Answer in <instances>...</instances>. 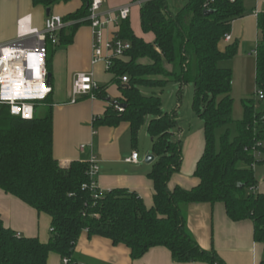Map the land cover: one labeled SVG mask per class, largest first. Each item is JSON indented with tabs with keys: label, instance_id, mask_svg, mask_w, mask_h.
<instances>
[{
	"label": "trees",
	"instance_id": "trees-1",
	"mask_svg": "<svg viewBox=\"0 0 264 264\" xmlns=\"http://www.w3.org/2000/svg\"><path fill=\"white\" fill-rule=\"evenodd\" d=\"M71 1L33 3L52 10ZM92 2L82 0L78 11L63 18L72 25L62 31L59 44L67 47L77 30L89 25ZM207 2L186 0L175 13L169 0H145L140 10L141 29L154 37L153 42L138 37L129 19L121 22L117 37L130 43L131 49L113 60L109 72L117 82L127 77L128 86L122 87L123 98L93 122L95 128L129 123L136 135L151 118L148 132L156 157L149 175L155 190L152 208L137 193L123 189L100 192L96 199L88 162L61 167L53 150L52 106L48 105L45 115L37 114L50 97L36 106L32 120L13 116L9 107L0 106V189L52 220L51 237L44 244L37 238L20 237L0 219V264H48L51 254L59 255L62 264L65 259L68 264H78L75 250L84 232L90 238L103 237L114 245L127 246L133 260L164 247L179 263L225 264L216 251L203 250L186 228L187 209L203 204H223L233 222L252 221L254 241L264 245V194L257 192L254 171L263 162L259 156H264V100L243 101L244 119L234 121L232 72L219 66L238 53L236 44L225 52L220 45L232 23L244 16V0H215L206 9ZM207 11L212 14L206 16ZM258 28L257 84L264 94V13L258 15ZM52 48L49 45V74ZM171 82L194 85L193 108L204 124L205 150L194 173L199 184L191 190L169 186L183 163V142L173 135L179 128L176 114L164 113L161 98L143 91L163 90ZM221 130L224 133L218 144Z\"/></svg>",
	"mask_w": 264,
	"mask_h": 264
},
{
	"label": "crops",
	"instance_id": "crops-1",
	"mask_svg": "<svg viewBox=\"0 0 264 264\" xmlns=\"http://www.w3.org/2000/svg\"><path fill=\"white\" fill-rule=\"evenodd\" d=\"M135 1L104 0L101 14L109 17L111 13L131 6L129 20L133 15L139 28L136 33L131 26L133 32L147 42H153L152 35H144L142 32L141 5H134ZM82 4V0H72L68 4L55 6L51 14L65 18L78 11ZM244 8V16L232 23L231 32L227 35L231 40L227 41L225 38L220 45L221 51L225 52L229 46L236 44L238 53L233 59L222 61L219 65L223 69L231 70L232 97L241 99L242 105L243 101L256 97L259 91L257 49L261 33L258 28V15L264 13V0H244ZM47 17V9L35 7L33 0H0V46L11 44L18 39L21 33V20L26 19L25 26L31 25L33 28L43 30ZM120 25L121 23L118 26L114 24L106 26L103 29L104 41L117 38ZM94 45L93 29L90 25H83L77 30L70 45L65 47L59 44L52 48L53 93L47 104L40 107L43 109L42 116L45 115L48 105L53 109L55 159L61 167L68 169L74 162L87 163L95 158L99 166V173L96 176L99 191L123 189L137 193L146 207L152 208L155 190L149 175L156 157L152 146L149 151L147 148L148 140L151 138L148 132L151 118L136 135L130 124L125 122L117 127H94V120L102 118L110 107L121 100L122 87L128 86V83L117 82L114 79L105 62L93 64ZM80 73L92 74L97 89L93 97L84 96L76 103H72L74 80ZM173 135L174 139L178 135L183 142V163L181 172L173 176L169 186L171 189L181 187L191 190L199 184L194 173L205 150L204 124L201 129L195 131L191 128L188 133L179 128L177 134L175 129ZM82 146H85L84 150L81 149ZM134 152L139 155L138 161L129 163L128 160ZM150 155L154 156L155 160L152 164H147L145 158ZM259 160L263 162L254 167L259 183L257 192L264 194V156ZM186 215L188 232L203 250L216 251L225 264H264V245L255 243L252 221L237 223L231 221L225 206L220 203L191 205ZM0 219L5 227L20 237L37 238L44 244L50 240L52 225L50 216L39 214L20 199L6 194L1 189ZM75 252L78 264H205L179 263L164 247L153 248L141 259L133 260L127 246L114 245L111 240L103 237L90 238L87 232L81 235ZM48 264H62V259L57 254H51Z\"/></svg>",
	"mask_w": 264,
	"mask_h": 264
},
{
	"label": "built area",
	"instance_id": "built-area-1",
	"mask_svg": "<svg viewBox=\"0 0 264 264\" xmlns=\"http://www.w3.org/2000/svg\"><path fill=\"white\" fill-rule=\"evenodd\" d=\"M215 0H208L205 8ZM235 1V0H232ZM145 0H136L134 5H142ZM104 0H93L90 15L87 18L95 36V53L93 64L106 63L109 70L113 66V60L123 57L124 53L131 49L130 43L113 38L104 41L103 29L108 25H119L122 21L129 19L131 6L113 12L109 17L101 14ZM25 20L20 21L21 33L18 39L8 45L0 46V106L10 108L13 116L25 120H32L36 114V106L46 101L53 93L52 86H48V51L49 45H59L60 34L72 23H66L62 17L50 15L45 21L43 30L25 26ZM231 40L230 36L226 37ZM106 51V53H105ZM122 83L127 84L128 78L124 77ZM97 89L92 74L80 73L76 75L72 89V103L84 96H94ZM256 98L264 100V94L258 91ZM122 112L123 108L116 106ZM82 150L85 146L81 147ZM139 155L134 152L129 163H137ZM260 158V156H259ZM89 176L92 180L91 190L96 199L101 191L96 185V176L99 173L98 162L95 158L89 162ZM102 193V192H101ZM64 260V264H68Z\"/></svg>",
	"mask_w": 264,
	"mask_h": 264
},
{
	"label": "rangeland",
	"instance_id": "rangeland-1",
	"mask_svg": "<svg viewBox=\"0 0 264 264\" xmlns=\"http://www.w3.org/2000/svg\"><path fill=\"white\" fill-rule=\"evenodd\" d=\"M171 9L176 13L181 10L184 6L186 0H169ZM131 26L133 30L138 33L139 28L137 24V19L132 15L131 17ZM146 95L155 94L161 98L162 101V110L164 113L176 114V117L179 122V128L182 129L185 133H188L191 128H194L195 131L203 127V121L200 119L199 115L195 112L194 98H195V88L194 85L189 83L184 86L177 84L175 82L169 83L163 90L162 89H144ZM234 103V113L233 118L236 122L242 121L244 119V108L241 102V99L233 96ZM41 106V105H40ZM38 114L41 116L43 114L42 107H39ZM177 130V134L179 131ZM224 132L221 130L218 133V144L219 138ZM237 136L236 126H231V137L234 138ZM176 140H179L178 135L175 137ZM152 139L148 140V151L151 149ZM146 161V158H145ZM51 235V233H50ZM51 237V236H50Z\"/></svg>",
	"mask_w": 264,
	"mask_h": 264
},
{
	"label": "water",
	"instance_id": "water-1",
	"mask_svg": "<svg viewBox=\"0 0 264 264\" xmlns=\"http://www.w3.org/2000/svg\"><path fill=\"white\" fill-rule=\"evenodd\" d=\"M210 14H212V12L211 11H207V12H205V15L206 16H208V15H210ZM51 15V10L50 9H48L47 10V16L49 17ZM51 83H52V75L51 74H49L48 75V81H47V84H48V86H51ZM122 107V106H121ZM154 160H155V157L154 156H148V157H146V163L147 164H152L153 162H154Z\"/></svg>",
	"mask_w": 264,
	"mask_h": 264
}]
</instances>
